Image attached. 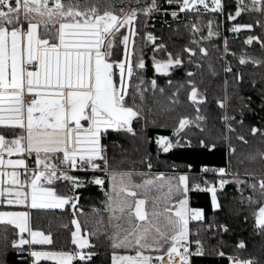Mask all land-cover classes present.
<instances>
[{
	"label": "snow or ice",
	"instance_id": "6c2138e0",
	"mask_svg": "<svg viewBox=\"0 0 264 264\" xmlns=\"http://www.w3.org/2000/svg\"><path fill=\"white\" fill-rule=\"evenodd\" d=\"M173 149L222 166L181 171L159 158ZM90 186L101 198L85 211ZM200 192L211 216L192 206ZM244 211L258 249L225 239ZM65 214L75 247L47 250ZM10 251L20 264H264V0H0V264Z\"/></svg>",
	"mask_w": 264,
	"mask_h": 264
},
{
	"label": "trees",
	"instance_id": "16d2710c",
	"mask_svg": "<svg viewBox=\"0 0 264 264\" xmlns=\"http://www.w3.org/2000/svg\"><path fill=\"white\" fill-rule=\"evenodd\" d=\"M247 19V18H246ZM245 22V21H242ZM225 35H228L230 46L233 47V49H239L241 46V42L243 40V36H240L233 41V37L231 33H224ZM149 76L152 75L151 72L148 73ZM183 76V72L180 71L176 73V75L173 77V79H179ZM158 83L161 84V86L164 85L165 80L163 77H158ZM255 98V97H254ZM161 102H165L164 98H160ZM181 99L186 102V98L182 95ZM151 103V100H150ZM183 109H181L182 111ZM170 135V130L167 128H152L149 132V135L155 136V135ZM123 142V141H121ZM149 151H151L153 154L156 152V145L153 142L148 146ZM221 153H215V154H201L199 152H191L184 149H173L169 153H160V160L163 161L165 164H171L175 163L177 165H180V170H183V165L186 163H193L194 167L198 169V166L200 162H207L210 164H216L217 166H222L220 164L221 160ZM139 167V166H138ZM159 171L166 170L163 165H161L158 169ZM225 191L228 193L227 199H231V194L235 191V189L229 185L226 186ZM101 198V194L99 190L96 187L90 186L88 190L82 192L81 196V203L85 207V211H88V206L90 204L97 203L98 200ZM191 203L193 207H202L205 209V211L208 213L209 216L212 215L211 205H210V195L205 192L200 193H193L191 194ZM59 215V213H58ZM244 215H248L249 219L245 221L243 219ZM49 217L42 216L40 219H38L34 227L40 228L42 230H47ZM70 216L69 215H62L60 216V221L62 223H68V228H62L57 227L53 232V238H54V245L52 246H45L47 249H54V250H68L71 251L75 246L71 244V235L70 230L74 227L69 223ZM233 228L234 231L225 236V239L229 242V244H236L238 243L239 239H244L246 243L249 246V249L253 248H259L261 243V238L259 236L253 235V218L251 217V213L249 211H244L241 213L240 217H232L227 221ZM194 264H219V262L215 258H193ZM7 264H20L19 258L17 253L14 251H10L7 256ZM40 264H56V262L53 261H41ZM75 264V262H74ZM97 264H108V257L106 255H102L98 260ZM223 264H226V261L223 262Z\"/></svg>",
	"mask_w": 264,
	"mask_h": 264
},
{
	"label": "crops",
	"instance_id": "0c3cea01",
	"mask_svg": "<svg viewBox=\"0 0 264 264\" xmlns=\"http://www.w3.org/2000/svg\"><path fill=\"white\" fill-rule=\"evenodd\" d=\"M11 158H16L15 157V155L13 156V157H11ZM3 210H8L7 208H5V209H3ZM12 210H19V209H12ZM47 249V248H46ZM47 250H54V249H47ZM55 251H59V250H55ZM64 251H68V250H64ZM48 261H52V260H48ZM53 262H55V261H53Z\"/></svg>",
	"mask_w": 264,
	"mask_h": 264
}]
</instances>
